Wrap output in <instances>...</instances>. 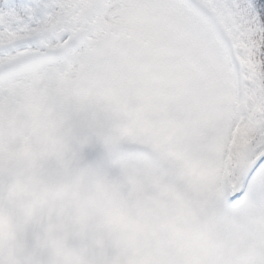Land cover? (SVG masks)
Returning <instances> with one entry per match:
<instances>
[{"label":"snow or ice","instance_id":"obj_1","mask_svg":"<svg viewBox=\"0 0 264 264\" xmlns=\"http://www.w3.org/2000/svg\"><path fill=\"white\" fill-rule=\"evenodd\" d=\"M70 92L126 103L88 155L165 182L211 154L183 264H264V0H0V107Z\"/></svg>","mask_w":264,"mask_h":264},{"label":"clouds","instance_id":"obj_2","mask_svg":"<svg viewBox=\"0 0 264 264\" xmlns=\"http://www.w3.org/2000/svg\"><path fill=\"white\" fill-rule=\"evenodd\" d=\"M116 95L65 93L0 107V264H183L207 238L190 226L193 185L85 145L124 112Z\"/></svg>","mask_w":264,"mask_h":264},{"label":"rangeland","instance_id":"obj_3","mask_svg":"<svg viewBox=\"0 0 264 264\" xmlns=\"http://www.w3.org/2000/svg\"><path fill=\"white\" fill-rule=\"evenodd\" d=\"M89 158L90 159H93V160H96V159H98V156L97 155H95V154H89Z\"/></svg>","mask_w":264,"mask_h":264}]
</instances>
